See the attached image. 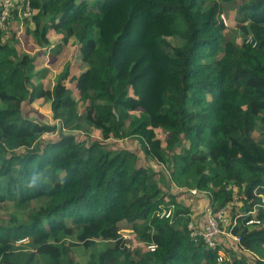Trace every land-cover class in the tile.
<instances>
[{
	"label": "trees",
	"instance_id": "trees-1",
	"mask_svg": "<svg viewBox=\"0 0 264 264\" xmlns=\"http://www.w3.org/2000/svg\"><path fill=\"white\" fill-rule=\"evenodd\" d=\"M229 1L242 16L226 39ZM20 6L0 29V264H264V0H30L19 31ZM54 39L50 55L72 45L85 68L46 88L35 60ZM142 39L145 56L126 53ZM34 101L51 123L24 114ZM127 138L141 151L110 144ZM192 188L228 208L239 240L220 236L221 262L189 237Z\"/></svg>",
	"mask_w": 264,
	"mask_h": 264
},
{
	"label": "rangeland",
	"instance_id": "rangeland-1",
	"mask_svg": "<svg viewBox=\"0 0 264 264\" xmlns=\"http://www.w3.org/2000/svg\"><path fill=\"white\" fill-rule=\"evenodd\" d=\"M90 1H94V0H90ZM241 16H242V13L238 10V6H237L236 2L229 1V2H225L222 4V9L219 12V18H220L221 22L227 28V30L225 31L226 32V34H225L226 39L229 38V35H235L237 33V31L234 29V25L240 21ZM230 26H231V28H229ZM21 30L22 29L20 27L19 31H21ZM165 30H166V28L164 27L163 31H165ZM7 35H8V33H7ZM52 37L54 38V35H52ZM164 37H167V39L170 38L169 36H167V34L164 35ZM239 40H240V38H239ZM144 41H145V39H142L139 46H137L134 49H130L126 53L127 54H133V53L137 52V53H140L142 56H145L146 53L150 51L152 46H150L149 44H147ZM55 43H56V40L54 39L50 42V44L47 47L46 46L43 47L44 49H42L39 53L40 57H38L35 60V67H34L35 70L40 69L38 74L35 76V81L42 83V85L46 88H51V86L54 84V82L57 78V75L63 70L66 63H68V65L71 66V68L68 67L69 68L68 71L70 73L69 76L72 74L76 75L83 68H85V62L80 61L77 58L78 57V51L76 49L77 47H74L72 45H64V46H62V48H60L58 50V52L50 55L49 49ZM20 46L25 47V42L23 39H21V37H20ZM148 46H150V47L147 49ZM150 58L151 57L149 55L147 60H149ZM151 60H153V59H151ZM151 60H149V61L144 60V62H143L146 64H152L154 67L149 66V68L152 67L153 70L155 71V72H153V70L148 71V69H147V71L144 75V79H143V83L145 85H146V83H148L152 80V78L154 77V75L156 73L155 69L159 65V64H153ZM74 68H76V69H74ZM153 85H156V83H154ZM160 87H161V85L159 83V85H157V87L155 88V91L160 89ZM0 106H2L1 103H0ZM24 107H25L24 108V114L26 116L33 117V118L38 117L39 119L47 121V122L51 121V111H50V108L48 106H46V104H44V103L42 104V102H35L34 101L32 104L26 105ZM154 129H155V133H156L157 138L159 140L163 141L166 137V132L164 131V129L160 126H154ZM90 133L92 135H95V133L92 129L90 130ZM253 135L255 137L257 135V132L254 131ZM110 144H112L113 146L133 148L135 150H138L139 152L141 151V150H139V143L133 139H130V138H127V139L122 140V141L117 140V142L114 141ZM108 147H110V145H108ZM147 162L156 168H158V164H160L156 160H147ZM184 198L187 199V201H189L192 204V205H189L192 212L197 213L196 215L194 214L195 218L198 220H203L204 219V203H205L204 197H202L200 200H197L192 194L186 193L184 195ZM181 203L183 205L187 206V204L184 201H182ZM9 211H10V209L8 206L5 207L4 209L0 210V223L5 221ZM227 224H228V218H226V221L222 222V226L225 227V225H227ZM121 233L126 238L127 244L129 246L132 245V242L135 245H137L138 240H137L135 234H133V232L129 228H122ZM91 251H92V249H90V248L83 249L81 247H74L72 249V252H73L72 255H73L75 260L79 261L80 263H84L88 260L89 254L91 253ZM225 252H226V256L228 257L229 254L227 253L226 250H225ZM244 256H247V255L245 254Z\"/></svg>",
	"mask_w": 264,
	"mask_h": 264
},
{
	"label": "built area",
	"instance_id": "built-area-1",
	"mask_svg": "<svg viewBox=\"0 0 264 264\" xmlns=\"http://www.w3.org/2000/svg\"><path fill=\"white\" fill-rule=\"evenodd\" d=\"M15 0H0V29L4 32H8L9 26L7 19L9 17L10 8ZM32 9L30 6V0H21V6L19 7L18 17L22 23L25 17L31 15ZM190 194L196 193V189L192 188L189 190ZM234 203V202H232ZM226 207L214 209L209 204L204 208V219L203 220H189L187 223V229L189 237L193 242H203L206 248L216 250V260L221 262L227 258L224 247L221 246L219 240L220 236H226L234 241H238L239 237L232 234L229 229L222 226V222L226 221ZM154 214L160 218L170 217L172 214V206L158 207ZM235 223V220L232 224ZM247 223L256 224L258 223L255 219H249ZM148 248L153 250L155 244L149 243Z\"/></svg>",
	"mask_w": 264,
	"mask_h": 264
},
{
	"label": "crops",
	"instance_id": "crops-1",
	"mask_svg": "<svg viewBox=\"0 0 264 264\" xmlns=\"http://www.w3.org/2000/svg\"><path fill=\"white\" fill-rule=\"evenodd\" d=\"M22 25H23V24H22L21 22L18 23V30H20V27H21V29H22ZM193 214L196 215L197 213H193Z\"/></svg>",
	"mask_w": 264,
	"mask_h": 264
}]
</instances>
